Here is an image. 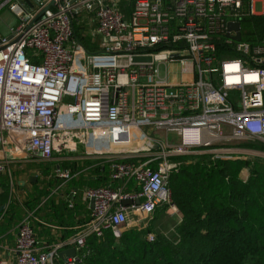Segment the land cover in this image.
Masks as SVG:
<instances>
[{
  "label": "built area",
  "instance_id": "obj_1",
  "mask_svg": "<svg viewBox=\"0 0 264 264\" xmlns=\"http://www.w3.org/2000/svg\"><path fill=\"white\" fill-rule=\"evenodd\" d=\"M32 1L0 0L16 21L0 36V176L54 164L46 178L63 187L81 172L61 163L102 161L108 182L82 192L88 221L47 251L26 213L14 262L0 264H51L90 235L118 238L131 215L170 203L177 156L262 153L238 147L257 142L264 152V0Z\"/></svg>",
  "mask_w": 264,
  "mask_h": 264
},
{
  "label": "trees",
  "instance_id": "obj_2",
  "mask_svg": "<svg viewBox=\"0 0 264 264\" xmlns=\"http://www.w3.org/2000/svg\"><path fill=\"white\" fill-rule=\"evenodd\" d=\"M77 33L80 42L88 46L85 30H77ZM97 44L99 38L95 39ZM238 147L260 150L262 145L242 143ZM95 164L87 168L89 162L61 163L62 168L81 173L66 183L63 190H56L57 198L45 199L55 187L51 181L58 183L52 178L47 183L51 185L49 189L47 185L41 186L37 176L34 183L26 184L24 194L12 201L4 212L0 211L2 240L16 235L15 228L26 213H33L35 218L55 228L57 233L50 235L48 229L32 222L31 216L35 235L44 237L47 244L59 242L62 228L67 230L66 237L75 235L90 214L82 192L86 188L105 186L108 181L107 164L102 161ZM35 168L46 178L56 166L37 164ZM242 171L248 172L246 181L239 179ZM28 174L31 175V171ZM168 183L171 204L176 207L180 221L164 236L155 234L153 240L147 242L145 230L136 229H127L118 238L109 230L101 237L90 235L84 247L75 253L79 264H264L263 162L236 156L187 164L172 173ZM0 187L8 189L3 183ZM71 192L76 193L73 198ZM163 207L156 208L153 214ZM54 264L63 262L58 257Z\"/></svg>",
  "mask_w": 264,
  "mask_h": 264
},
{
  "label": "rangeland",
  "instance_id": "obj_3",
  "mask_svg": "<svg viewBox=\"0 0 264 264\" xmlns=\"http://www.w3.org/2000/svg\"><path fill=\"white\" fill-rule=\"evenodd\" d=\"M256 10H259V7L257 6ZM9 11L3 10L2 12H0V35L5 34L8 29H9V23L14 22V17H12L11 15H9L8 13ZM8 18V19H7ZM9 25V26H8ZM162 78L164 77V75H161ZM69 100L66 99L64 101L68 102ZM155 136H158L159 138H161V134H157ZM158 138V139H159ZM167 139L169 140V142L176 144L178 142V138L177 135L175 133H169L167 136ZM8 148H10V145H6L5 146V150H8ZM217 147H211L205 150H209V149H216ZM243 150H246L245 148H242ZM258 152H262V153H257V154H250V153H244V154H236V156H240V155H245V160H250V161H260L264 163V152L261 150H257ZM156 152V151H153ZM195 156L192 155H180L177 156V158H179V160H176L177 162L180 163V168L187 165V164H196V163H201L204 161H209V160H214L217 159L216 157L218 156V154H216V152L211 153V152H205L202 154H193ZM123 156V155H121ZM38 164V163H37ZM36 164V165H37ZM34 165V166H36ZM25 168H27V170H25ZM32 167H27V165L22 166V164H18L16 166H14L11 171H9L8 173H4L1 174L0 178L2 180L3 186L7 185L8 189L7 190H3L1 189V194L3 193L2 196V201L1 203V207L2 206H7L9 204H7L8 202H12V201H16L19 198V195H23V187L20 185V183H22L21 178L24 177L29 178L28 172H30L29 169H31ZM32 173V172H31ZM32 177L37 176V179L40 180V184L42 182H44L45 180L43 179L45 176L43 173H40V171H36V174L33 176V173L30 175ZM248 177V172L247 171H242L239 174V179L246 181ZM36 180V179H35ZM29 183V182H28ZM26 183V184H28ZM4 191V192H3ZM160 208V207H159ZM160 210V209H159ZM134 216V218H133ZM133 218V220H132ZM138 219L140 220V224H138ZM180 221V215L177 212L176 207H174L171 204V198H170V203L166 206H164L163 208H161V210L158 213H152L150 216H148L145 219H142L138 216L135 215H131L128 219L127 224L121 229V233L126 231L127 229H136L138 231L141 230H145V240L148 242V237L151 236L152 238L155 236V234H161V235H165L167 233V231L177 222ZM70 249V248H68ZM66 249V250H68ZM66 250H61L59 253H62ZM59 257V256H58ZM64 259L61 258V260ZM64 261V260H63ZM54 261L51 262V264H53Z\"/></svg>",
  "mask_w": 264,
  "mask_h": 264
},
{
  "label": "crops",
  "instance_id": "obj_4",
  "mask_svg": "<svg viewBox=\"0 0 264 264\" xmlns=\"http://www.w3.org/2000/svg\"><path fill=\"white\" fill-rule=\"evenodd\" d=\"M34 5V2L33 1H30L29 0V5L28 6H33ZM7 8H3V9H1L0 10V12H2L3 10H6ZM8 10V9H7ZM9 13V15H11L12 17H14L10 12H8ZM8 19V18H7ZM16 24V21H15V17H14V22H13V20H12V22L11 23H9V27H13L14 25ZM8 35V31L5 33V34H3V35H0L1 37H3V36H7ZM161 137H163V136H161ZM169 141V140H168ZM169 143H171V142H169ZM210 150H212V149H210ZM207 151H209V150H206V152ZM192 156H195V155H192ZM240 157H244L245 158V155H240ZM82 163V162H81ZM90 163V165L87 167V168H92L93 166H94V164H93V162L92 161H90L89 162ZM34 165H36V164H34ZM34 165H30V167H32L31 169H30V171L33 173V176L36 174V171H37V169L35 168V166ZM22 166H25V165H22ZM28 166V165H27ZM56 166V165H55ZM31 173V174H32ZM48 175H46V177H47ZM28 177L30 178V177H32V176H30V175H28ZM36 177V176H35ZM29 178H24V177H22L21 178V180L20 181H22V183H20V185L22 186V187H24L25 185H26V183H28L29 182ZM45 181L44 182H42L41 183V186H43V187H46V185H47V183H48V180H50V179H47V178H43ZM52 182V184H54V188L52 189V191H51V193H50V195H49V197H47V198H45V199H48V198H57L56 197V190H63V187H59L60 186V182H58V183H56V182H54V181H51ZM108 182V181H107ZM29 184H30V182H29ZM53 186V185H52ZM49 188H51V185H47V189H49ZM23 194H24V192H23ZM2 196H3V193L1 194V191H0V202L2 201ZM58 196H61V195H58ZM55 201H57V199L55 200ZM87 204H88V208L90 209V204L87 202ZM0 206H1V203H0ZM31 215L33 216L32 217V222H35V223H37V225H39L41 228H43V229H48L49 230V233H50V235L51 234H55V233H57L56 232V230H55V228H53V227H50L48 224H46L45 222H42L40 219H38V218H35L34 217V215H33V213H31ZM133 218H134V216H133ZM133 218H132V220H133ZM138 224H140V220L138 219ZM31 223V222H30ZM32 226V225H31ZM32 228V227H31ZM33 230V229H32ZM66 232H67V230L65 229V228H62V229H60L59 230V233L61 234V235H59V237H60V240L61 241H63V240H65L66 238H68V235H67V237H66ZM33 234H34V236H35V238H37L36 240L37 241H39V243L42 245V248L43 249H48L51 245H53V244H55V243H48L47 244V241H45L46 239H44V237L42 238V237H38V236H36L35 235V233H34V230H33ZM58 237V238H59ZM70 237V236H69ZM2 238L3 237H0V259L1 260H3V261H5V262H7V263H13L14 262V259H15V256H14V254H13V252H12V249H13V246H14V239H15V236H12L11 238H4L3 240H2ZM57 238V240H59ZM59 240V241H60ZM57 243V242H56ZM39 244V245H40ZM62 262H63V260H62Z\"/></svg>",
  "mask_w": 264,
  "mask_h": 264
},
{
  "label": "water",
  "instance_id": "obj_5",
  "mask_svg": "<svg viewBox=\"0 0 264 264\" xmlns=\"http://www.w3.org/2000/svg\"><path fill=\"white\" fill-rule=\"evenodd\" d=\"M30 1H32V0H30ZM17 2L20 5L23 4V3L29 4V0H17ZM238 28H239L238 24H234V25H230L229 26V29H234L236 31V36L234 37V40H237V41L240 39ZM35 179H36L35 177H30L29 178V182L30 183H34L36 181ZM91 203H92V201L90 200V208H92V204ZM135 203L138 204V201H136ZM122 204L124 206H128V205H130V202L125 201ZM2 209H3V207H0V211ZM58 256H59V258H63V256L64 257H73V256H75V250L73 248H70V249L60 253Z\"/></svg>",
  "mask_w": 264,
  "mask_h": 264
}]
</instances>
